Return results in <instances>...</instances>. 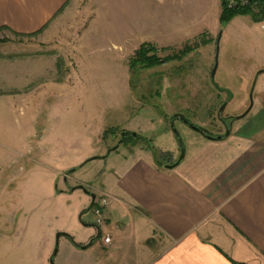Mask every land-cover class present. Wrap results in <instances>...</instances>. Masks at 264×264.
Returning a JSON list of instances; mask_svg holds the SVG:
<instances>
[{"label":"rangeland","instance_id":"obj_1","mask_svg":"<svg viewBox=\"0 0 264 264\" xmlns=\"http://www.w3.org/2000/svg\"><path fill=\"white\" fill-rule=\"evenodd\" d=\"M219 12V0H69L41 33L0 29V264H50L55 248L54 264H124L125 238L108 255L102 241L125 233L114 219L106 226L104 209L96 238L89 195L108 191L110 149L147 150L144 142L119 143L122 133L150 139L151 155L176 161L172 115L216 137L228 132L220 117L233 122L230 134L256 107L264 21L236 16L222 26ZM168 24L175 34L162 48ZM221 29L215 82L233 94L222 113L227 94L210 78ZM142 43L160 57L195 48L132 73ZM174 126L185 154L206 138L179 120ZM59 232L80 246L65 235L56 245Z\"/></svg>","mask_w":264,"mask_h":264},{"label":"crops","instance_id":"obj_2","mask_svg":"<svg viewBox=\"0 0 264 264\" xmlns=\"http://www.w3.org/2000/svg\"><path fill=\"white\" fill-rule=\"evenodd\" d=\"M68 1L0 0V29L41 33ZM165 29L162 48L175 34ZM263 83L236 131L195 143L172 169L148 148L108 152L106 226L125 235L106 233L105 254L125 238L124 264H264Z\"/></svg>","mask_w":264,"mask_h":264},{"label":"trees","instance_id":"obj_3","mask_svg":"<svg viewBox=\"0 0 264 264\" xmlns=\"http://www.w3.org/2000/svg\"><path fill=\"white\" fill-rule=\"evenodd\" d=\"M221 12L219 15V23L224 26L236 16H249L254 22H262L264 21V0H248L247 4H238L233 7H228L227 0H220ZM36 34V33H32ZM31 34V35H32ZM195 48L190 45H185L183 49L173 55H167L165 57H160L156 53V48L149 43H142L139 48L136 49L134 56L129 62V70L130 72H134L137 67L140 68H149L154 66H159L166 64L172 60L179 59L181 56L191 52ZM135 141H140L146 143L148 148H152V144L150 143V139L143 138L139 134L132 132H124L122 133L121 139L119 143L130 144ZM118 146V145H117ZM116 148V147H115ZM114 148V149H115ZM113 149H110L111 151ZM164 156L162 158L160 156H155V160L159 166H165L174 163L175 161H164ZM67 237L71 239L74 245L80 246L72 240V237L67 234ZM100 237L97 236V238ZM93 241V238L90 240Z\"/></svg>","mask_w":264,"mask_h":264},{"label":"water","instance_id":"obj_4","mask_svg":"<svg viewBox=\"0 0 264 264\" xmlns=\"http://www.w3.org/2000/svg\"><path fill=\"white\" fill-rule=\"evenodd\" d=\"M222 32L223 30L221 29L218 33V36H217V39H216V53H215V63H214V66L213 68L211 69V72H210V78H211V81L213 83V85L220 91V92H225L227 94V100L222 104V106L220 107L219 111L220 113H222L227 105V103L232 99L233 97V94L232 92L230 91V89L228 88H224V87H221L219 86L218 83L215 82V74H216V70H217V65H218V62H217V59H218V43H219V40L221 38V35H222ZM252 106V105H251ZM251 108V107H250ZM250 108L248 109V111L250 110ZM247 111V112H248ZM246 113L242 114L240 117L238 118H241L243 116H245ZM176 120H179L181 122H183L185 125H187L189 128L201 133V134H204L205 133V129H203L202 127H200L199 125H196L194 123H192L189 119H187L186 117H184L183 115L181 114H174L172 115L170 118H169V123H170V127L172 129V131L176 134L178 140H179V143H180V155L178 157V159L172 163V164H169V165H166V168H169V169H172L174 167H176L184 158L185 156V147L183 145V142L179 136V133L178 131L176 130L175 126H174V122ZM229 132H227L224 136H217V137H211V136H206L207 138L209 139H215V140H221L223 139L224 137H226L228 135ZM96 157H92L91 159H94ZM74 169H71L69 172H73ZM78 188H83L81 185L78 186ZM85 190V189H84ZM87 191V190H85ZM88 193V192H87ZM90 197H91V204H90V208L92 207L93 205V199L95 198V194L94 193H91L89 194ZM81 216V215H80ZM95 225V224H94ZM97 226V225H96ZM99 229L100 227L97 226ZM62 235H65L67 236L66 233H62V232H59L56 234V245H58V240L60 238V236ZM101 235L100 231L97 233V236ZM97 238V237H96ZM94 240L95 238H93V241H90L87 245H83L81 246L82 248H86L90 245H92L94 243ZM57 254V248H55L54 252H53V255L52 257L50 258V264H54V260H53V257Z\"/></svg>","mask_w":264,"mask_h":264},{"label":"built area","instance_id":"obj_5","mask_svg":"<svg viewBox=\"0 0 264 264\" xmlns=\"http://www.w3.org/2000/svg\"><path fill=\"white\" fill-rule=\"evenodd\" d=\"M247 4L248 0H227L228 7H233L238 4ZM264 27V26H263ZM110 196L106 193H103L102 195H95V198L93 199V205L91 208H94L96 215L99 217L97 218L95 225L101 227L103 225V222L100 217H102L103 210L109 205L110 202ZM103 242L105 244L111 243V238L109 236H106L103 238Z\"/></svg>","mask_w":264,"mask_h":264},{"label":"flooded vegetation","instance_id":"obj_6","mask_svg":"<svg viewBox=\"0 0 264 264\" xmlns=\"http://www.w3.org/2000/svg\"><path fill=\"white\" fill-rule=\"evenodd\" d=\"M251 107V106H250ZM251 109L252 108H250V110L247 112L246 110L244 111V113H246L247 112V114L245 115V116H247L248 114H249V112L251 111ZM244 113H242V114H244ZM241 116V115H240ZM244 116V117H245ZM221 118V122L223 123V125H225L226 127H227V130H228V132H229V130L232 128V125H233V122L232 121H229L228 123L226 122V120H225V118H223V117H220ZM235 121V120H234ZM204 136H211V137H214V136H212L211 134H209V132H207L206 130H205V133L203 134ZM225 135V134H224ZM223 135V136H224ZM217 136H220V135H217ZM216 136V137H217Z\"/></svg>","mask_w":264,"mask_h":264}]
</instances>
